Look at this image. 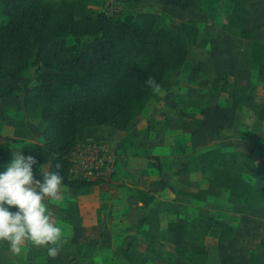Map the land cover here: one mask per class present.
<instances>
[{
    "label": "trees",
    "instance_id": "trees-1",
    "mask_svg": "<svg viewBox=\"0 0 264 264\" xmlns=\"http://www.w3.org/2000/svg\"><path fill=\"white\" fill-rule=\"evenodd\" d=\"M224 19L240 32L247 30L241 25L239 0H230ZM196 34L193 20L183 19L173 28L154 11L138 9L117 18L103 8H91L86 0H0V79L27 76L24 84H0V98L20 93L23 115H35L43 124L42 142L22 139L19 151L34 156L37 164L49 161V171H57L59 162L64 185L95 184L66 174V154L76 141L77 127L104 124L125 129L147 99L156 97L157 91L146 86V79L154 77L164 86L169 71L181 65ZM211 81L218 91L227 93L232 108L246 109L264 122V99L256 100L242 78L221 69ZM171 172H199L207 187L226 188L231 201L254 205L264 198V158L247 150L211 146ZM197 192L183 194L200 199L205 190ZM135 196L141 203L152 202L136 229L149 251L158 237L159 215L169 210L160 201L154 203L152 193L146 190L135 188ZM168 208L176 211L175 206ZM211 228L217 230L219 240L233 232L232 225L202 211L195 220L182 216L166 220L164 239L186 264H202L207 249L201 237ZM137 235L120 250L129 263L134 260L131 250L132 245L137 246ZM247 264H264V231L247 252Z\"/></svg>",
    "mask_w": 264,
    "mask_h": 264
},
{
    "label": "rangeland",
    "instance_id": "rangeland-1",
    "mask_svg": "<svg viewBox=\"0 0 264 264\" xmlns=\"http://www.w3.org/2000/svg\"><path fill=\"white\" fill-rule=\"evenodd\" d=\"M133 1L109 0L103 9L110 16L118 18L127 8L134 6ZM150 1L165 24L178 28L179 21L190 19L197 26V34L194 43L188 45L181 65L169 71L168 81L156 92V97L147 99L141 112L132 117L123 129H137L139 144L142 146H147L143 134L150 135L156 141L155 146L143 150L145 156L153 159L148 165L170 173L173 159H186L211 146L239 148L264 158V122L254 119L246 109L232 108L227 93L218 91L216 84L211 81L216 71L225 69L229 76L242 78L256 100L264 99V0H239L242 7L241 25L247 29L244 32L225 22L230 0ZM26 77L24 73L3 78L0 84H24ZM13 94L20 97V93ZM10 99L15 101L16 98L12 96ZM26 119L38 120L35 115ZM35 121L29 122L38 123ZM138 137L134 140L137 141ZM139 146L137 148L141 150ZM121 158L119 150L117 163ZM114 176L115 172L109 180L99 182L100 185L111 182ZM179 182L181 186L175 188L171 187V183H162L160 197L152 194L154 203L162 202L169 211L159 215L156 248L140 250L138 244L141 240L135 234L137 246L132 245L134 260H130V263L120 255V250L131 236H109L107 230H102L95 242L81 241L71 234L73 229L77 232V220L55 218L62 226L63 234L69 237V242L55 259L47 255L45 248L33 246L30 242L22 245L20 254H14L8 243L0 242V264H147V257L153 264H186L185 258L175 254L172 245L165 241L163 226L168 219L182 216L184 219L195 220L198 212L208 213L211 210L225 214L227 222L230 225L234 222L236 229L225 240L218 239L216 229L205 234L207 253L202 264H246V251L255 247L259 232L264 230V198L254 205L231 201L226 188L207 187L199 172L184 173L179 176ZM171 188L196 194L198 189L203 188L205 193L197 199L183 194V191L172 192ZM74 190L78 191L76 197L86 201L85 207L92 206L89 202L98 191L81 187ZM170 206H175L176 211L170 210ZM9 208L15 211L11 206ZM245 222L249 223V229L247 224L245 227ZM102 223L106 226L104 221Z\"/></svg>",
    "mask_w": 264,
    "mask_h": 264
},
{
    "label": "crops",
    "instance_id": "crops-1",
    "mask_svg": "<svg viewBox=\"0 0 264 264\" xmlns=\"http://www.w3.org/2000/svg\"><path fill=\"white\" fill-rule=\"evenodd\" d=\"M108 1L109 0H86L87 4L94 9L103 8V5H105ZM133 5V7L127 8L124 13L134 12L138 9L148 11H154V9H156L151 4L150 0H134ZM14 95L15 94L11 93L3 98H0V172L6 170L5 166L12 159V152L15 153L19 151L20 141L22 139L37 143L42 142V122L36 120L38 123H32L35 120L26 119L27 117L23 115L21 110L20 97ZM12 96L16 98L15 101L10 99ZM8 100L11 102L7 103ZM137 135V129L130 130L128 128L127 130H123L104 124L79 125L77 127V140L85 138L106 140L112 143L117 150L119 149L122 154V158L115 165V176L111 182L106 183L105 185L96 183L81 186L83 189L87 188V190L93 189L94 191H98L89 202L92 203V206L85 207L84 204L86 201H82L76 197L78 191L74 189H78L79 187L75 188L64 184H62L64 192L63 199L61 201H53L48 198L44 201L46 209L50 210L52 213L54 212V218H60L61 220L72 219L78 221L76 224L77 232L75 233L73 229L71 234L77 236L81 241L86 240L88 242H95L98 240V234L102 230H107V234L109 236L115 237L118 235L129 237L135 235L138 221L151 203L149 202L145 204L137 200L135 196V188L146 190L147 192L160 197L159 193L162 188L160 184L164 183V185H167L168 183H171V187L181 186V184L178 183H180L179 176L182 174L174 175L171 174V171L170 173L168 171L163 172L161 168L157 169L153 165H148L151 160L153 161V159H151L150 156H145V152L143 150L147 148L150 149L153 145L155 146L156 141L154 139L153 141L150 135L146 134V136L143 134V138H146L145 143L147 146H142L139 144L140 136L138 137ZM136 137H138L139 141L134 140ZM137 146H139L141 150H138ZM133 150H138L139 152H132ZM50 158L51 155L49 154L48 159ZM189 158L190 157H187L182 160L173 159L174 162L172 169L174 167H178ZM144 169H146V171H143ZM154 170H156L155 173H152ZM34 171L36 177L38 179L41 178L39 175L40 172L49 171V161L37 164ZM126 186L131 188L128 189ZM160 199H162V197ZM11 207L12 210H16L15 206ZM208 213L214 214L215 217L220 218L225 222L228 220L227 216L221 212L211 210V212ZM102 221L105 222L106 226H104ZM246 224L249 229V223L245 222V227ZM231 225L233 226V230H235V223L232 222ZM210 230H215V228H211L208 231ZM262 232L259 233L261 234ZM205 237V235L201 237V241L203 243ZM257 241L258 239L256 240V244ZM72 242H75V240ZM140 242L141 243L138 244L139 249L145 251L144 243L142 241ZM157 243L156 239L154 242L155 248L157 247ZM142 255L147 257L144 254ZM148 258L149 257H147L146 260L147 264H153ZM125 261L127 262V260ZM245 261L247 264V251L245 254Z\"/></svg>",
    "mask_w": 264,
    "mask_h": 264
},
{
    "label": "clouds",
    "instance_id": "clouds-1",
    "mask_svg": "<svg viewBox=\"0 0 264 264\" xmlns=\"http://www.w3.org/2000/svg\"><path fill=\"white\" fill-rule=\"evenodd\" d=\"M145 84L154 92L160 89L154 77H148ZM36 165L34 156L17 151L12 152L6 170L0 172V242L8 243L14 254H20L22 245L30 242L45 248L47 255L55 259L69 237L63 234L62 226L46 209L44 201L63 199L61 165L55 164L57 171L40 172L39 179L34 171ZM9 206L16 210L11 211Z\"/></svg>",
    "mask_w": 264,
    "mask_h": 264
},
{
    "label": "built area",
    "instance_id": "built-area-1",
    "mask_svg": "<svg viewBox=\"0 0 264 264\" xmlns=\"http://www.w3.org/2000/svg\"><path fill=\"white\" fill-rule=\"evenodd\" d=\"M117 157V149L109 141L96 138L77 140L66 154V174L95 183L106 181L115 172Z\"/></svg>",
    "mask_w": 264,
    "mask_h": 264
}]
</instances>
